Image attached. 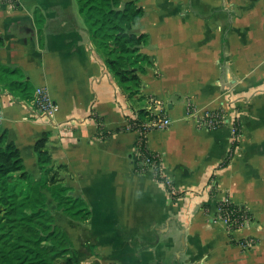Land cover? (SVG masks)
Instances as JSON below:
<instances>
[{"label": "crops", "instance_id": "1", "mask_svg": "<svg viewBox=\"0 0 264 264\" xmlns=\"http://www.w3.org/2000/svg\"><path fill=\"white\" fill-rule=\"evenodd\" d=\"M17 1L18 9L0 5V64L19 68L34 91L45 87L56 111L47 117L0 93V134L8 132L35 179L34 145L48 134L61 183L90 208L80 222L52 204L78 264H264V0H134L143 14L132 32L148 35L140 49L154 61L142 77V102L117 85L74 0ZM150 97L171 124L149 131L147 146L163 155L177 199L132 163L137 132L129 119ZM231 101L240 105L242 138L220 167L230 125L198 122L206 112L231 114ZM211 178L213 196L205 188ZM226 198L251 219L232 234L216 216ZM248 239L256 245L246 249Z\"/></svg>", "mask_w": 264, "mask_h": 264}, {"label": "trees", "instance_id": "2", "mask_svg": "<svg viewBox=\"0 0 264 264\" xmlns=\"http://www.w3.org/2000/svg\"><path fill=\"white\" fill-rule=\"evenodd\" d=\"M76 2L90 39L109 73L130 99L142 102V77L154 65L153 58L140 49L147 44L148 35L132 32L143 14L142 7L134 0L124 4L121 0ZM6 3L16 9L20 7L17 0H0V5ZM40 28L38 30L42 31ZM4 45L5 37L0 33V48ZM34 92L32 83L19 68L0 64V93L9 94L17 103L31 106ZM141 106L136 118L129 119L130 129L142 127L151 120L146 107ZM219 114L215 111L213 119ZM98 134L102 140L109 136L101 126ZM47 140L45 133L34 145L41 171V177L35 179L25 170L20 151L8 132L0 134V264H78L73 256L72 241L57 224L52 204L69 219L80 222L89 219L90 208L82 198L70 194L71 187L61 183L58 170L51 165ZM146 140L143 137L138 143L143 157L148 160L146 168L154 163V180L165 184L167 178L162 174L158 160L153 158L154 152L148 150ZM235 146L230 148L220 167L229 163ZM179 196L180 193L172 198ZM228 207L235 206L230 204Z\"/></svg>", "mask_w": 264, "mask_h": 264}, {"label": "built area", "instance_id": "3", "mask_svg": "<svg viewBox=\"0 0 264 264\" xmlns=\"http://www.w3.org/2000/svg\"><path fill=\"white\" fill-rule=\"evenodd\" d=\"M32 104L34 105V109L37 111V113L47 117H52L56 111V105L53 102L49 91L45 87H37L35 89ZM239 106L240 105L236 103V101H231V104L228 106V111H231V114L223 110H217L216 112H219L220 114L218 115V117H216V119H213L215 118L213 115L215 111L206 112L198 122L200 128L207 129H215L217 128V126L219 127L224 123H228L230 125V148L236 144L232 157L234 156L236 150L240 147L242 138ZM146 110L149 112L151 120L143 123L142 127L139 126L135 129H131L137 132V138L135 141L134 151L131 159L136 173L144 175L150 174L153 177L155 164L152 163L148 168H146V166L148 165V160L143 157V154L138 147V143L142 141L143 137H146L147 139V134L149 131L153 129H163L170 126L171 118L166 113L164 104L158 99H154L152 97L148 99ZM148 150L150 149L148 148ZM153 156V158H156L160 163L162 174L165 175V173L163 172V155L154 152ZM166 178L167 180L165 181V184L160 182L158 183L169 192L171 197H173V195H177L179 192L174 188V185L172 183L173 181L167 176ZM205 188L207 192L210 193V196H213L212 192L216 191V186L213 178L209 179ZM218 203L219 204H217L216 208V216L225 226V229L229 234H232L235 231H241L245 227V225L250 222V215L247 213V211L241 208L239 205H235L234 203H232L228 198L219 201ZM230 204H234L235 207L229 208L228 205ZM255 245L256 241L252 239H248V241L244 243V247L246 249L252 248Z\"/></svg>", "mask_w": 264, "mask_h": 264}, {"label": "rangeland", "instance_id": "4", "mask_svg": "<svg viewBox=\"0 0 264 264\" xmlns=\"http://www.w3.org/2000/svg\"><path fill=\"white\" fill-rule=\"evenodd\" d=\"M74 4H75V7H76V9H77V12H78V6H77V2H76V0H74ZM78 14H79V12H78ZM79 16L81 17V15L79 14ZM82 18V17H81ZM83 19V18H82Z\"/></svg>", "mask_w": 264, "mask_h": 264}, {"label": "water", "instance_id": "5", "mask_svg": "<svg viewBox=\"0 0 264 264\" xmlns=\"http://www.w3.org/2000/svg\"><path fill=\"white\" fill-rule=\"evenodd\" d=\"M27 28L29 29V31H27V32H33L31 27L27 26Z\"/></svg>", "mask_w": 264, "mask_h": 264}]
</instances>
